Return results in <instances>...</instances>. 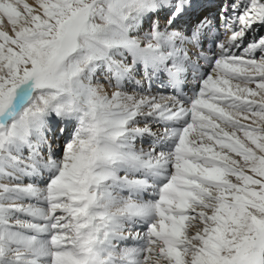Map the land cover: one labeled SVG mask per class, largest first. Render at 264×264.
Returning <instances> with one entry per match:
<instances>
[{
	"label": "snow or ice",
	"instance_id": "snow-or-ice-1",
	"mask_svg": "<svg viewBox=\"0 0 264 264\" xmlns=\"http://www.w3.org/2000/svg\"><path fill=\"white\" fill-rule=\"evenodd\" d=\"M0 264H264V0H0Z\"/></svg>",
	"mask_w": 264,
	"mask_h": 264
},
{
	"label": "bare ground",
	"instance_id": "bare-ground-1",
	"mask_svg": "<svg viewBox=\"0 0 264 264\" xmlns=\"http://www.w3.org/2000/svg\"><path fill=\"white\" fill-rule=\"evenodd\" d=\"M29 2H31V0H29ZM185 91L190 94V92H191V84H189V87L186 88ZM145 144H147V141L145 142Z\"/></svg>",
	"mask_w": 264,
	"mask_h": 264
}]
</instances>
